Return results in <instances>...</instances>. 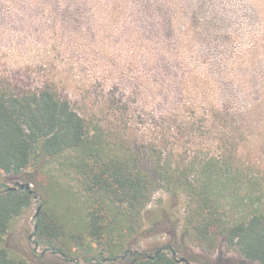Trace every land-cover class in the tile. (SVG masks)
Returning <instances> with one entry per match:
<instances>
[{
	"label": "rangeland",
	"instance_id": "obj_1",
	"mask_svg": "<svg viewBox=\"0 0 264 264\" xmlns=\"http://www.w3.org/2000/svg\"><path fill=\"white\" fill-rule=\"evenodd\" d=\"M82 1L0 0V86L17 91L51 86L116 144H160L175 160L233 153L264 175V0H180L184 10L174 28L144 21L146 0H129L132 14L120 10L119 17H112L109 2L73 3ZM180 46L190 49L181 56ZM249 56L257 65H240ZM30 181L37 182L31 184L38 198L0 243L11 258L31 264H130V255L108 262L79 247L72 257L37 248L30 237L48 195L62 196L55 209L67 221L82 223L87 202L80 183L59 163L18 176L0 171V189ZM188 203L186 196L156 191L128 244L131 253L150 256L166 247L192 264H257L224 240L212 251L194 242L185 228Z\"/></svg>",
	"mask_w": 264,
	"mask_h": 264
},
{
	"label": "trees",
	"instance_id": "obj_2",
	"mask_svg": "<svg viewBox=\"0 0 264 264\" xmlns=\"http://www.w3.org/2000/svg\"><path fill=\"white\" fill-rule=\"evenodd\" d=\"M85 2L96 6L109 2L112 17H119L120 10L133 11L129 0L73 3L87 6ZM180 4V0H146L140 15L144 21L166 22L167 28H174L184 10ZM256 15L260 18L258 11ZM185 49L190 48L180 46L177 53L182 56ZM159 50L169 56L162 47ZM257 61L249 56L240 65L252 68ZM54 162L80 183L87 208L82 223L67 221L55 209L62 196L48 195L35 221L34 238L40 247L67 257L79 247L85 253L98 252L108 262L130 255V264H192L178 262L176 252L171 255L166 247L150 256L128 249L142 227L143 211L155 192L163 190L172 198L187 197L185 228L194 242L212 251L224 240L244 260L264 264V175L236 161L235 154L175 160L160 144L140 148L116 144L101 125L83 117L51 86L36 91L0 86V171L18 176ZM7 189H0V243L38 198L35 190L30 194ZM164 211L160 210L163 216ZM0 264L31 263L13 259L0 248Z\"/></svg>",
	"mask_w": 264,
	"mask_h": 264
},
{
	"label": "water",
	"instance_id": "obj_3",
	"mask_svg": "<svg viewBox=\"0 0 264 264\" xmlns=\"http://www.w3.org/2000/svg\"><path fill=\"white\" fill-rule=\"evenodd\" d=\"M18 188H20V189H25V190L29 191L30 194H32V193L34 192L33 189H32V184H31V183H17V184H16L15 186H13V187H11V186L8 187L7 190H8V191H15V190H17ZM41 209H42V206H40V207L38 208V210H37V212H36V215H35V219L38 217V215H39ZM33 237H34V235L30 237V240H32ZM37 248H38V245H37ZM177 261L180 262V263H187V261H186L185 259H178Z\"/></svg>",
	"mask_w": 264,
	"mask_h": 264
}]
</instances>
